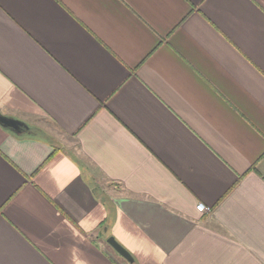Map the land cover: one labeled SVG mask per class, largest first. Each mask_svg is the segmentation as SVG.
<instances>
[{
  "label": "crops",
  "instance_id": "obj_1",
  "mask_svg": "<svg viewBox=\"0 0 264 264\" xmlns=\"http://www.w3.org/2000/svg\"><path fill=\"white\" fill-rule=\"evenodd\" d=\"M0 113V264H264V0H0Z\"/></svg>",
  "mask_w": 264,
  "mask_h": 264
},
{
  "label": "water",
  "instance_id": "obj_2",
  "mask_svg": "<svg viewBox=\"0 0 264 264\" xmlns=\"http://www.w3.org/2000/svg\"><path fill=\"white\" fill-rule=\"evenodd\" d=\"M0 127L8 130L16 135H20L28 130V126L17 119L2 115L0 113ZM106 243L111 249L122 259H124L129 264L134 263V259L131 254L123 248L113 237L106 239Z\"/></svg>",
  "mask_w": 264,
  "mask_h": 264
},
{
  "label": "built area",
  "instance_id": "obj_3",
  "mask_svg": "<svg viewBox=\"0 0 264 264\" xmlns=\"http://www.w3.org/2000/svg\"><path fill=\"white\" fill-rule=\"evenodd\" d=\"M197 210L200 212V213H209L210 212V209L209 208H206L204 207L203 205L199 204L197 207Z\"/></svg>",
  "mask_w": 264,
  "mask_h": 264
},
{
  "label": "rangeland",
  "instance_id": "obj_4",
  "mask_svg": "<svg viewBox=\"0 0 264 264\" xmlns=\"http://www.w3.org/2000/svg\"><path fill=\"white\" fill-rule=\"evenodd\" d=\"M105 229V228H104Z\"/></svg>",
  "mask_w": 264,
  "mask_h": 264
}]
</instances>
